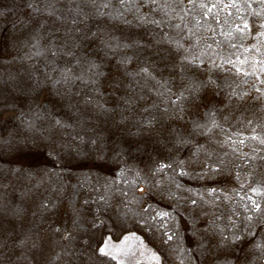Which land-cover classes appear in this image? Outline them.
<instances>
[{"label": "rangeland", "instance_id": "obj_1", "mask_svg": "<svg viewBox=\"0 0 264 264\" xmlns=\"http://www.w3.org/2000/svg\"><path fill=\"white\" fill-rule=\"evenodd\" d=\"M257 242L264 0H0V264H264Z\"/></svg>", "mask_w": 264, "mask_h": 264}, {"label": "snow or ice", "instance_id": "obj_2", "mask_svg": "<svg viewBox=\"0 0 264 264\" xmlns=\"http://www.w3.org/2000/svg\"><path fill=\"white\" fill-rule=\"evenodd\" d=\"M124 2H125V0H121V3H124ZM209 11H211V9H209ZM244 27L247 28V24H245ZM93 35H95V34H93ZM101 43L104 44L105 42L102 40ZM92 67L94 68V67H96V65L93 64ZM97 75H99V73H97ZM253 211H256V212L261 211V207L258 203L253 202ZM163 215H167V213H164ZM248 219L250 220L251 217H248ZM127 239H128V237H125V240H127ZM168 239L171 240L172 237L169 236ZM225 239H227V238H225ZM231 240H232V243H237V242H241L242 238L240 235H233ZM254 247H256L257 249H260L262 252H264V242H257V244ZM100 252L102 254H106L104 251V248H101ZM154 259L158 260L157 257H154Z\"/></svg>", "mask_w": 264, "mask_h": 264}]
</instances>
